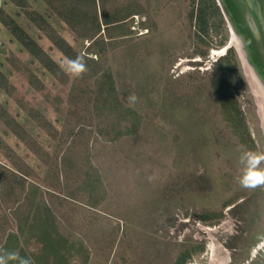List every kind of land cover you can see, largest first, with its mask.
I'll list each match as a JSON object with an SVG mask.
<instances>
[{
	"label": "rangeland",
	"instance_id": "374dc122",
	"mask_svg": "<svg viewBox=\"0 0 264 264\" xmlns=\"http://www.w3.org/2000/svg\"><path fill=\"white\" fill-rule=\"evenodd\" d=\"M204 1L96 0L92 38L62 4L59 17L44 0H0V257L16 253L8 264H175L184 251L185 264H214L213 251L228 264H264V110L223 16L209 9L201 30ZM79 4L89 22L94 9ZM49 34L88 60L82 72ZM229 49L235 126L210 84Z\"/></svg>",
	"mask_w": 264,
	"mask_h": 264
},
{
	"label": "trees",
	"instance_id": "16d2710c",
	"mask_svg": "<svg viewBox=\"0 0 264 264\" xmlns=\"http://www.w3.org/2000/svg\"><path fill=\"white\" fill-rule=\"evenodd\" d=\"M11 1H13L14 3H17L19 6H25L26 4L24 0H11ZM44 1L52 4V6L54 5L58 6V7L55 6V9H56L55 12L59 17L60 16L62 17V13H60L59 11V5L61 4L65 6V11H63V13L67 12L70 18H72L73 16L78 18L80 16L78 20L79 25L84 27V29L87 26H89L90 33L92 34V38L94 37V35L100 32L101 28H100L98 16L96 13V0H44ZM80 2L82 4L85 3V5H90L94 9V14L91 15L92 19H90L89 22H87L86 20L87 18L86 15L80 12L82 11L79 8ZM208 5H210V7ZM69 7H71L72 9H69ZM77 7L79 8L78 11L80 15H76L75 13L77 11L75 10L77 9ZM209 9H212L213 10L212 12L219 18V20H221V13L218 9V6L215 3V0H206L202 2L201 7H200V12L197 18L199 25H201L200 27H202L201 28L202 31H204L206 27V19L211 13L209 12ZM103 18L105 17L103 16ZM71 22H72L71 19L67 20V23L70 24ZM114 22L115 21H111L109 19H103V25H106V28H108L107 26L111 25ZM3 24L9 29L10 33L13 34V36L19 41V43L26 50L30 52L31 55H33L36 59H38L41 64H43L50 72H52L55 76H57V71H59L57 69V66L50 60V58H48L43 53V51L38 47V45L33 40H31L15 22L8 21L5 19L3 21ZM70 25L73 26L72 24ZM49 36L54 42H56V46L59 48V50H61L66 56H69V59L71 61H79V60H82L83 62L88 61L86 58H83V57L79 59L78 55L74 53L71 47L67 45V43H65L61 38L59 39L53 38L54 36L50 34ZM56 37L58 36L56 35ZM232 60H233V52L232 50L229 49L226 55L221 57L217 61L214 73L212 77L210 78V84L212 88L214 89V91L216 92V94L218 95V98L223 107V110L229 116L228 118L229 121H231L233 124L234 117L236 116L237 118V115L239 116L240 112L237 109L236 101L233 99L232 93L231 91H229V85H228V74L227 73L228 71H230L229 69L231 66L235 67L234 63H231ZM60 75H61V72H60ZM233 126L235 125L233 124ZM12 175L16 177L13 173ZM202 250H203V247H200L199 251H202ZM190 256H191V253L189 251H184L178 256L175 264H185V262L188 260V258H190Z\"/></svg>",
	"mask_w": 264,
	"mask_h": 264
},
{
	"label": "water",
	"instance_id": "95a60500",
	"mask_svg": "<svg viewBox=\"0 0 264 264\" xmlns=\"http://www.w3.org/2000/svg\"><path fill=\"white\" fill-rule=\"evenodd\" d=\"M236 47L264 100V0H215ZM228 47H226L227 50Z\"/></svg>",
	"mask_w": 264,
	"mask_h": 264
},
{
	"label": "bare ground",
	"instance_id": "6f19581e",
	"mask_svg": "<svg viewBox=\"0 0 264 264\" xmlns=\"http://www.w3.org/2000/svg\"><path fill=\"white\" fill-rule=\"evenodd\" d=\"M231 35H232V37L235 39V41H233L232 40V42H234L235 44H236V42H237V38H236V36L233 34V32H231ZM236 47V46H235ZM224 49V51L226 50V47L225 48H223ZM222 49V50H223ZM221 50V51H222ZM223 52V51H222ZM220 54V53H219ZM252 78H251V82H250V84H251V87L255 90V92L257 93V95H258V88H255V86H254V84H253V82H254V80H253V82H252ZM256 84V83H255ZM256 89H257V91H256ZM257 101H258V103L262 106V109L264 110V100L262 99V97H258V99H257ZM256 101V102H257ZM261 109V110H262ZM263 114V113H262ZM264 115V114H263ZM262 246H264V240H263V243H260L259 244V248L260 247H262ZM208 250H212L213 251V248H211V245L208 247ZM254 250V249H253ZM254 253H257V250H255V251H253V253H252V255L254 256ZM216 257V258H215ZM211 260H214V264H228L227 262H228V259L227 258H225V259H222V258H217V256H215L214 255V251L212 252V255H211Z\"/></svg>",
	"mask_w": 264,
	"mask_h": 264
},
{
	"label": "clouds",
	"instance_id": "9594fccd",
	"mask_svg": "<svg viewBox=\"0 0 264 264\" xmlns=\"http://www.w3.org/2000/svg\"><path fill=\"white\" fill-rule=\"evenodd\" d=\"M69 63L72 65L70 70L73 71L74 74H79L85 67V64L82 60L70 61ZM15 259L16 253H8L6 256L0 257V264H8V261ZM21 264H30V262L28 260H23L21 261Z\"/></svg>",
	"mask_w": 264,
	"mask_h": 264
},
{
	"label": "crops",
	"instance_id": "0c3cea01",
	"mask_svg": "<svg viewBox=\"0 0 264 264\" xmlns=\"http://www.w3.org/2000/svg\"><path fill=\"white\" fill-rule=\"evenodd\" d=\"M32 230V229H31Z\"/></svg>",
	"mask_w": 264,
	"mask_h": 264
}]
</instances>
